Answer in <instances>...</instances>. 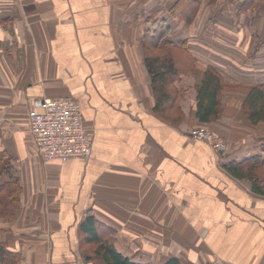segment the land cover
I'll list each match as a JSON object with an SVG mask.
<instances>
[{"label": "crops", "instance_id": "crops-1", "mask_svg": "<svg viewBox=\"0 0 264 264\" xmlns=\"http://www.w3.org/2000/svg\"><path fill=\"white\" fill-rule=\"evenodd\" d=\"M172 1L0 0V187L14 176L19 190L14 219L0 216V242L19 252L17 264L99 262L82 254L88 245L80 223L88 213L136 263L173 256L179 264H264V195L227 168L249 156L263 166L264 125H254L243 105L251 87L264 89V0L218 23L230 32L223 49L194 38L200 13L185 26L189 52H174L175 122L153 108L141 45L155 20L166 22ZM235 5L202 0L200 7L214 13ZM151 11L163 15L150 19ZM210 65L224 84L221 111L202 123L196 83ZM44 96L79 102L92 136L89 158L43 162L28 110L39 109ZM198 124L227 148L215 152L189 136Z\"/></svg>", "mask_w": 264, "mask_h": 264}, {"label": "trees", "instance_id": "trees-1", "mask_svg": "<svg viewBox=\"0 0 264 264\" xmlns=\"http://www.w3.org/2000/svg\"><path fill=\"white\" fill-rule=\"evenodd\" d=\"M238 3V10L254 9L263 0H234ZM202 0H173L169 3L168 12L171 18L189 26L195 20ZM159 27L153 33L144 32L141 41L144 52V64L150 77V86L154 96V110L163 119L175 122L179 120L178 99L180 93L173 86L179 77V63L174 52H189L187 39L173 42L168 38V24L158 20ZM148 33V34H147ZM185 61L186 59L182 57ZM224 88L222 76L213 66H207L201 78L196 83V117L202 123H207L216 118L221 111V93ZM244 110L255 124L264 125V89L255 86L248 90L244 101ZM174 114H177L176 116ZM207 126V125H206ZM255 156H249L241 161L228 163V171L239 178H246L251 182L252 190L264 195V161L263 166L254 164ZM3 191V193H1ZM0 216L8 221L14 219L19 206V190L15 177L10 182L0 187ZM81 243L88 245L91 252L82 254L86 260H96V264H141L131 261L119 252L113 245L110 230L105 224L95 219L88 213L80 223ZM1 232V229H0ZM20 258L18 251H9L0 242V264H17ZM164 264H179L176 257H169Z\"/></svg>", "mask_w": 264, "mask_h": 264}, {"label": "built area", "instance_id": "built-area-1", "mask_svg": "<svg viewBox=\"0 0 264 264\" xmlns=\"http://www.w3.org/2000/svg\"><path fill=\"white\" fill-rule=\"evenodd\" d=\"M39 109L28 110V128L43 162L65 161L70 158L87 159L92 154V136L82 117L78 101L69 97L44 96ZM189 136L207 142L215 152L227 148L226 140L208 126L198 124ZM206 264H232L213 258Z\"/></svg>", "mask_w": 264, "mask_h": 264}, {"label": "rangeland", "instance_id": "rangeland-1", "mask_svg": "<svg viewBox=\"0 0 264 264\" xmlns=\"http://www.w3.org/2000/svg\"><path fill=\"white\" fill-rule=\"evenodd\" d=\"M221 3L224 2V0H219ZM232 8V6H231ZM223 12H230V15H223ZM240 10H238V3H236L235 7L230 9L229 7L225 6L221 9L215 10V12H209L206 9H202L201 7L198 10L199 16L197 18L196 22V28L193 30L195 31V34H193L194 38L199 39L202 41L203 46H209V48H213V50H219L223 49V44L222 38L224 36H229L228 34L230 33L229 31L225 30L222 28L218 23H223V22H228L231 23L233 22L234 19H238V15L240 14ZM152 15H146V17H150V19H157L158 17H162L161 14H157L156 11H151ZM166 23L168 24L169 30H168V38L172 40L174 43L177 42L178 40L186 39L190 35V31H187L185 29V25L183 24L180 28L179 23L170 17L169 13L166 15ZM159 21L155 20V23L150 27V32L148 33H153L152 30H157L159 27ZM179 25V26H178ZM183 27V28H182ZM147 33V34H148ZM194 33V32H193ZM235 47V46H233ZM236 48V47H235ZM86 249L84 250L86 252H91L89 250V247L87 246Z\"/></svg>", "mask_w": 264, "mask_h": 264}]
</instances>
